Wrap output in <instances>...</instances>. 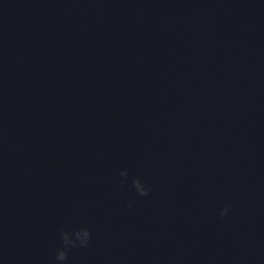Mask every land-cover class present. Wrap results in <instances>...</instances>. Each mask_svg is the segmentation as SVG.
I'll use <instances>...</instances> for the list:
<instances>
[{
  "label": "clouds",
  "instance_id": "9594fccd",
  "mask_svg": "<svg viewBox=\"0 0 264 264\" xmlns=\"http://www.w3.org/2000/svg\"><path fill=\"white\" fill-rule=\"evenodd\" d=\"M128 175L127 169L120 171L121 177H127ZM125 182L124 180L121 181V183ZM132 187L135 189V193L142 197L148 196L151 192V188L139 178L132 180ZM128 207H132V201L128 202ZM231 207V203L226 201L224 206L219 210L218 215L221 218L227 217ZM59 238L62 246L56 250L55 260L57 264H66L69 251L73 248L87 247L92 240V232L88 227H80L75 231L63 230L60 232Z\"/></svg>",
  "mask_w": 264,
  "mask_h": 264
}]
</instances>
